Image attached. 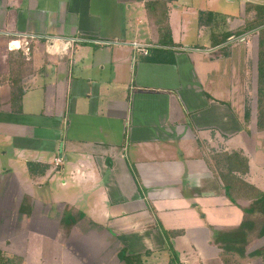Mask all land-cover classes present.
Returning <instances> with one entry per match:
<instances>
[{"label":"crops","instance_id":"0c3cea01","mask_svg":"<svg viewBox=\"0 0 264 264\" xmlns=\"http://www.w3.org/2000/svg\"><path fill=\"white\" fill-rule=\"evenodd\" d=\"M248 4L264 0H0V74L10 51L26 56L18 111L0 83V250L20 264H122V250L264 264V212L227 197L215 160L240 151L264 191Z\"/></svg>","mask_w":264,"mask_h":264},{"label":"trees","instance_id":"16d2710c","mask_svg":"<svg viewBox=\"0 0 264 264\" xmlns=\"http://www.w3.org/2000/svg\"><path fill=\"white\" fill-rule=\"evenodd\" d=\"M150 7V5L148 4ZM248 11H254L251 19L246 21V25L238 32L251 31L258 28L259 48H258V85H257V128L264 131V5L248 4ZM165 18V17H164ZM203 18V15H202ZM163 21V19L161 20ZM160 45L172 46L175 43L172 40L171 29L166 20L160 24ZM13 38V37H12ZM165 50H159L158 55L163 54ZM168 52V51H165ZM10 71L8 74H0V83H8L11 87V104L14 110H19L23 94V66L26 62V56L20 50H12L9 53ZM250 110L246 109V119L249 120ZM215 158L217 162L218 175L221 177L226 190L227 197L235 202L238 198H247L258 200L259 205L264 212V191L256 188L253 184L247 182L243 176L249 171L248 157L240 151L231 153H221ZM31 174H35L33 163L27 164ZM42 172V171H38ZM261 205V206H260ZM67 217V215H66ZM174 232L172 234H176ZM171 234V233H170ZM169 239V234L166 232ZM259 236H264V224ZM147 254V253H146ZM264 254V248L258 249L253 255ZM124 264H145V255L127 254L122 250L119 254ZM122 257V258H121ZM21 258L17 256H7L0 250V264H20Z\"/></svg>","mask_w":264,"mask_h":264},{"label":"rangeland","instance_id":"374dc122","mask_svg":"<svg viewBox=\"0 0 264 264\" xmlns=\"http://www.w3.org/2000/svg\"><path fill=\"white\" fill-rule=\"evenodd\" d=\"M148 8H151V7H149L148 6ZM149 10V9H148ZM151 13H152V15H151V18L153 17L155 20H157V21H160L161 20V12L159 13V14H156V13H154L153 11H151V10H149ZM190 19H193V16H190ZM194 21V20H193ZM171 35H172V31H171ZM1 52H2V50H1ZM9 57H10V55H9ZM2 151V150H1ZM264 154V153H263ZM259 159H260V161L262 162V163H264V158H262L261 159V157L259 156ZM0 162H2V163H4V162H6L4 159H1L0 158ZM6 178V175H3L2 176V180H4ZM2 180H0V181H2ZM49 241H51L52 242V240L51 239H48ZM49 241H47V246H50V243H49ZM10 257H13V256H10ZM122 258V257H121ZM122 262V261H121ZM146 262V261H145ZM61 264V263H60ZM122 264H124L123 262H122Z\"/></svg>","mask_w":264,"mask_h":264},{"label":"built area","instance_id":"2783aa9c","mask_svg":"<svg viewBox=\"0 0 264 264\" xmlns=\"http://www.w3.org/2000/svg\"><path fill=\"white\" fill-rule=\"evenodd\" d=\"M25 38H26V37H25ZM24 44L27 45V41H25ZM24 44H23V43H21V44L18 43L17 46H18V48H20V47H24ZM134 45H135L136 48H139L141 51L143 50V47H142L141 44L134 43ZM57 163H59V161H58Z\"/></svg>","mask_w":264,"mask_h":264}]
</instances>
